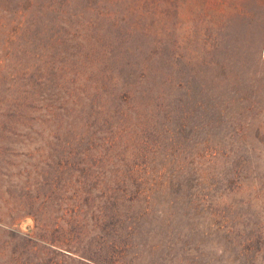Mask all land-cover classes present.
I'll use <instances>...</instances> for the list:
<instances>
[{
    "label": "rangeland",
    "instance_id": "rangeland-1",
    "mask_svg": "<svg viewBox=\"0 0 264 264\" xmlns=\"http://www.w3.org/2000/svg\"><path fill=\"white\" fill-rule=\"evenodd\" d=\"M0 264H264V0H0Z\"/></svg>",
    "mask_w": 264,
    "mask_h": 264
}]
</instances>
